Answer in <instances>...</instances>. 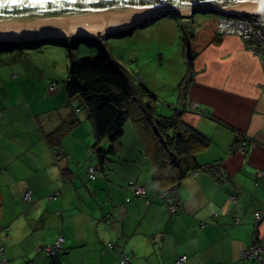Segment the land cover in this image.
<instances>
[{
    "label": "crops",
    "instance_id": "1",
    "mask_svg": "<svg viewBox=\"0 0 264 264\" xmlns=\"http://www.w3.org/2000/svg\"><path fill=\"white\" fill-rule=\"evenodd\" d=\"M249 46L227 35L194 51L188 97L206 112L181 118L208 138V148L197 154L208 169L183 179L173 214L152 193V167L132 123L116 161L98 171L100 177L89 178L87 170V180L77 178L92 142L84 114L62 138L63 154L53 153L45 135L77 106L63 80L50 87L51 70L65 65L47 67L34 80H27V70L9 76L0 68V136L12 127L25 135L0 144V209L6 203L15 211L20 202L17 216L24 215L20 225L4 226L0 212V241L2 229L12 237L7 264H119L126 256L130 264H178L183 255L182 264H264L240 258L254 236L264 243V218L258 228L252 224L254 212L264 209V70ZM238 132L254 143L245 154L230 152ZM130 182L147 197L129 191ZM58 236L64 241L53 257L44 246Z\"/></svg>",
    "mask_w": 264,
    "mask_h": 264
},
{
    "label": "trees",
    "instance_id": "2",
    "mask_svg": "<svg viewBox=\"0 0 264 264\" xmlns=\"http://www.w3.org/2000/svg\"><path fill=\"white\" fill-rule=\"evenodd\" d=\"M194 15L195 13L192 16ZM217 15L221 16L220 13ZM148 21L139 23L137 27L150 24ZM216 23L217 18L213 21V30L216 42H219L224 35L216 30ZM128 32V30L108 32L97 36L95 40L80 35L41 37L25 41L1 40L0 63L5 58H2V55L8 51H22L44 44L66 45L71 48L77 46L75 52L81 50V46L79 47L81 41L98 46L101 49L98 54L76 56L67 66V77L63 80V90L68 100L76 101V111L73 112L75 108L73 107L70 116L45 135L47 143L57 157L62 155L60 145L62 138L81 121L79 115L84 114L89 138L92 141L87 153L94 165L91 167H93L95 177L97 171H104L107 166L113 165L116 161L119 145L125 135V127L129 122L132 123L140 142H142V152L152 167V193L155 191L159 195V193L165 192L166 195H159V197L167 205L169 213L173 214L177 211L179 201L177 193L183 179L199 170L208 169L204 164L198 163L197 154L206 150L210 145L207 137L182 121L181 115L187 111L204 113L206 110L198 103V107H194L193 103L196 102L188 97L193 77L191 67L178 83L179 101L177 106L165 114L158 113L157 97L144 86L143 78L124 68L103 48L107 37H120L127 35ZM129 33L131 34L132 31ZM246 42L249 43V48L257 47V42L252 37ZM57 82L56 84L59 83ZM50 87H55V84H50ZM237 143L239 144L237 150L232 151V145L230 152H240L241 149H245L246 153L247 146L251 145L252 141H248L242 133L238 132L233 144ZM101 144H105L106 147ZM88 177L90 178L89 173ZM135 185L138 184L130 182L126 188L138 195L133 189ZM147 195L145 190V194L142 196L147 197ZM169 204L175 208L173 213L169 210ZM260 238L258 235L251 238L245 249L257 243ZM63 241L64 238H62L59 249L62 248ZM126 259L127 264H130L127 256ZM253 259L262 262L264 260L263 252L259 258L255 256L243 259V261ZM177 263L182 264L183 262Z\"/></svg>",
    "mask_w": 264,
    "mask_h": 264
},
{
    "label": "rangeland",
    "instance_id": "3",
    "mask_svg": "<svg viewBox=\"0 0 264 264\" xmlns=\"http://www.w3.org/2000/svg\"><path fill=\"white\" fill-rule=\"evenodd\" d=\"M215 18H218L215 12L195 13L194 16H188L187 14V17L171 14L162 16L144 27H137V23L146 22L144 18L138 17L131 19H139L132 25L124 29H118L128 30L129 32L132 31L131 34L128 32L127 35L120 37H107L105 39L107 43H104L103 48L124 68L128 69L130 72L137 73L138 77L143 78L142 80L145 83L144 86L157 97L156 105L158 113L165 114V112L177 106V102L179 101L178 83L188 72L189 68L192 67L193 78L196 74V70L193 68L195 67L194 60L196 55H194L193 52L202 44H204L205 48L208 44L216 42L213 30V21ZM262 20L263 19H256L254 24L258 25ZM133 25H136V27L131 28ZM53 31L61 32L63 30L51 29L45 32L52 33ZM228 32L229 33H223L222 35H233L243 41L249 39L241 38L238 36L240 33ZM254 34H256V32H254ZM81 36L95 40L99 35L94 33L82 34ZM63 37H66V35H63ZM255 37L257 38V35ZM259 39L261 40V37H259ZM80 46L81 50L77 52H75L77 46L71 48L66 45L61 46L52 44H44L37 48L23 49L22 51H8V53L2 55V58H5L2 59L0 68L6 71L7 74L9 72V76L11 73L19 74L21 70H27L29 72V76L26 77L27 80H34L41 76L45 68L63 64L65 67H63L62 71L51 70L55 77L52 79V83L55 84L53 88H56L58 86L56 82L65 80L67 77V66L72 58L80 55L83 56V54L96 55L101 51L98 46L89 45L84 41L79 43V47ZM59 86H62V84L59 83ZM18 128L16 130L17 132H12V127L9 133L10 135L1 130L0 144H4V146L6 144L13 145L21 139V136L25 137V135L21 133L22 130ZM246 136H244L245 139H247ZM101 145L105 146V144ZM91 166H93V163L89 154L86 153V161L83 165L81 164L80 176H77V178L80 179L79 177H83L82 180H87L86 176H83V173ZM96 176L100 177L98 171L96 172ZM0 184H2V181H0ZM4 191L7 193L6 187ZM22 209L20 202L18 203L17 210H15L16 212L7 208L6 203H2L0 209L2 225L7 226V224L11 222L12 225L17 226L23 223L24 215L22 214L18 217ZM263 218L264 209L255 211L252 221L253 226L258 228ZM1 233L2 241H0V249H2V251H0V264L4 258L6 259L5 264H7L8 259L4 256V251L8 243L12 242V237H5L6 232L3 229ZM263 245V238L261 237L253 248L260 252L264 248ZM245 251H247V249H244L243 253ZM244 256L247 255L244 254Z\"/></svg>",
    "mask_w": 264,
    "mask_h": 264
},
{
    "label": "water",
    "instance_id": "4",
    "mask_svg": "<svg viewBox=\"0 0 264 264\" xmlns=\"http://www.w3.org/2000/svg\"><path fill=\"white\" fill-rule=\"evenodd\" d=\"M263 11L264 0H0V31L22 34L23 29H60L69 37L79 36L71 33L72 24L89 21L105 24L139 17L151 23L171 14L187 17L215 12L240 16ZM108 32L113 31L95 34Z\"/></svg>",
    "mask_w": 264,
    "mask_h": 264
},
{
    "label": "built area",
    "instance_id": "5",
    "mask_svg": "<svg viewBox=\"0 0 264 264\" xmlns=\"http://www.w3.org/2000/svg\"><path fill=\"white\" fill-rule=\"evenodd\" d=\"M256 19H263L262 22L258 25L254 24V21ZM248 22V23H247ZM216 30L219 31L220 33H240L238 36H240L243 39H248L250 37L254 38L257 42V47L254 48H249L250 51H252L253 54L259 57L262 67L264 68V12H254V13H248V14H243L240 16H219L217 18V23H216ZM256 32V34H254ZM257 35V38L255 37ZM261 37V40L259 39ZM194 107H198L197 103H193ZM252 144H254L252 142ZM239 144H233L232 151L237 150V147ZM239 152V151H238ZM245 152V149H241L239 153L243 154ZM88 173L90 177H94L93 174V167L88 168ZM135 193L138 195H143L145 194V188L139 185H135L133 187ZM160 196L166 195L165 192L159 193ZM169 210L170 212H174L175 208L169 204ZM62 242V237L58 236L57 239L54 241L52 245H50L49 248H46V251L49 255H54V253L60 248V244ZM253 244L250 248L247 249L244 253H242V257L244 259H250L255 256L259 257V251H257L253 246ZM246 254L247 256H244ZM186 260L185 256H181L177 259V262L182 263ZM120 264H127V259L123 258L120 261Z\"/></svg>",
    "mask_w": 264,
    "mask_h": 264
},
{
    "label": "bare ground",
    "instance_id": "6",
    "mask_svg": "<svg viewBox=\"0 0 264 264\" xmlns=\"http://www.w3.org/2000/svg\"><path fill=\"white\" fill-rule=\"evenodd\" d=\"M139 19L136 20H125V21H112L109 23L105 24H100L97 23V21H89V22H82V23H77V24H72L71 25V33L72 34H94L97 31H102V32H107V31H114L118 29H123L125 27H128L132 25L135 21H138ZM37 29H23L22 34H18L17 31L14 32H8V31H0V40H11V41H23L27 39H38L41 37H63V35H67L66 31H61V32H52V33H47V32H39L36 31ZM19 36V37H18ZM50 245L44 246V248H49Z\"/></svg>",
    "mask_w": 264,
    "mask_h": 264
},
{
    "label": "clouds",
    "instance_id": "7",
    "mask_svg": "<svg viewBox=\"0 0 264 264\" xmlns=\"http://www.w3.org/2000/svg\"><path fill=\"white\" fill-rule=\"evenodd\" d=\"M264 12V11H263ZM222 15V14H221ZM224 16V15H223ZM91 178H93V177H91ZM237 220H239V219H237ZM262 252H264V248H263V250L259 253V257L262 255ZM242 253H243V251L241 252V255H240V258L243 260L244 258L242 257ZM258 257V258H259ZM179 258V257H178ZM177 258V259H178ZM262 261H264V260H262Z\"/></svg>",
    "mask_w": 264,
    "mask_h": 264
}]
</instances>
